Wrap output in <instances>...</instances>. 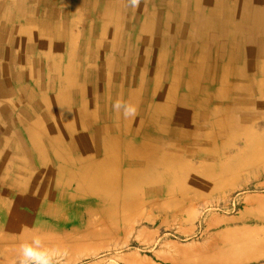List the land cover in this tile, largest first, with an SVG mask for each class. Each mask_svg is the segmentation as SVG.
Wrapping results in <instances>:
<instances>
[{
  "label": "rangeland",
  "instance_id": "rangeland-1",
  "mask_svg": "<svg viewBox=\"0 0 264 264\" xmlns=\"http://www.w3.org/2000/svg\"><path fill=\"white\" fill-rule=\"evenodd\" d=\"M218 1L238 11L251 6L250 0ZM18 2L0 0V74L12 73L7 67L15 52L29 50L14 45L15 30L30 25L25 18L35 9L29 6L23 15ZM197 2L206 9V0H113L108 19L68 15L78 19V30L88 34L94 28V40L101 41L88 49V60L78 70L85 77L60 93L58 74L45 63L44 76L37 79L38 94L24 97L21 104L17 93L0 94V127L14 120V111L20 115L23 105L40 106L33 118L49 112L60 117L63 129L73 128L74 136H63L69 144L77 138L93 142L98 151L110 144L91 179L75 171L60 177L59 190H53L57 202L45 209L48 215L35 220L24 209L27 219L18 222L9 214L2 223L0 214V264H20L19 246L34 235L59 253L54 264H264V108L257 102L236 104L246 100L236 94L250 92L257 82L229 68L238 63L247 70L264 57V34L252 38L243 25L229 21L225 7L199 17ZM221 11L228 18L224 30L214 28L221 25ZM18 15L20 24L15 22ZM35 19L48 22L44 13ZM189 20V34L183 35L177 25ZM173 33L182 45L169 48L188 55L192 49L199 63H184L164 49L166 39L177 43ZM149 55L153 62L145 61ZM231 80L245 86H231ZM62 84L66 89L72 81L64 78ZM28 86V81L22 83ZM197 94L214 96L196 128L192 114ZM117 103L134 106L135 115L125 117L123 107L114 108ZM183 114H188L187 122L179 127L176 119ZM208 121L219 123L222 133ZM9 134L0 132V159L14 158L16 139L17 158H30L36 165L43 156L56 167L43 143L32 150L24 130ZM73 161L68 168L74 167ZM37 171L31 175L34 181L54 183L57 178ZM23 177L0 174L8 201L17 197L11 185L14 190L13 182ZM2 190L0 186V194Z\"/></svg>",
  "mask_w": 264,
  "mask_h": 264
},
{
  "label": "crops",
  "instance_id": "crops-1",
  "mask_svg": "<svg viewBox=\"0 0 264 264\" xmlns=\"http://www.w3.org/2000/svg\"><path fill=\"white\" fill-rule=\"evenodd\" d=\"M208 1L209 0H206V9L204 10H202L199 2L195 3L196 6L199 4V17L204 15V12L209 9ZM249 2L251 7L256 5V0H250ZM112 4L113 0H19L18 6L21 8L23 15H26V9H30V7L35 9L33 12L32 9L30 10L31 15H29V19L25 18V20L30 25L24 28L19 27L15 30L16 39L14 41V45L21 48L22 46L25 48L27 46L29 50L21 51L19 54L15 52L13 59H11V65L7 67L8 69H12V73L0 74V85L4 86V88L0 90V94L10 95L17 93L20 99L18 104H21L20 101L25 102L23 101L24 97H29L30 99L34 95L38 94L37 79L44 76L45 72L42 70L45 68V63L48 64V69L51 72L58 74V78L60 79V93H66L69 89L74 87L76 85V78L79 76L83 78L85 77V75H78L77 73L79 69L83 68V62L88 60L86 55L88 49L95 45H100L101 41L94 40V28H90V32L88 34L85 32V30H78V26L76 25L78 19H69L68 15L97 14L106 16L108 19L110 14L113 13L111 10ZM40 8H42V10L39 11ZM40 13H44L45 17L48 19L47 23H41L38 21V19H35L38 14L40 15ZM56 14H63L65 18L61 17L60 19H56ZM22 19V16L18 15L15 18V22L20 24L23 21ZM236 19L238 20V17ZM227 23L228 18L226 14L222 12L221 25H223V28H225L224 26H227ZM34 24H38V26L36 27ZM146 25L147 26H145V28L149 27L148 24ZM177 27L183 28V35L189 34L188 29L190 27V20L186 25L181 23L178 24ZM173 28L175 30L176 24H174ZM184 30H186L187 33H185ZM174 36L178 39L177 43L174 42L173 38L170 42L168 39H166L165 42L167 46L164 49L172 52L176 58H181L184 60V63H199L197 58H195L193 55L194 52L192 49H190L191 53L188 55L189 53L184 49H181L179 53H174L173 50L169 48V45L171 44L180 46L182 45V40L178 36ZM78 47H81L82 50L79 51ZM84 48L87 49L85 50ZM92 55L91 49L90 56L93 57ZM83 56L85 59L78 58ZM149 56L150 57H147L145 61L153 62V56ZM223 65L224 63L221 64L220 62V66ZM184 68L186 69V67ZM229 68L232 70V73L242 71L250 75V77H255L257 82L251 87L250 92H240L236 94L237 96L240 95L246 97V100L240 99V101H237L236 104L243 105L244 103H247V105H250L257 102L263 106L262 108H264V82L261 80H264V78H262L260 74L261 71L264 73V57L258 58L257 62L254 63L253 66H250L247 70L243 68L242 64L238 63H236L234 66H229ZM253 70L254 72H257L256 75L255 73L253 74ZM64 78L71 79L72 81V85L68 86L66 89L65 86H62V79ZM25 81L29 82V86L26 88L22 87V83ZM16 85H18L17 89H15ZM230 85H236L237 87L245 86L243 82L235 84L233 80H231ZM63 89H65L64 92H62ZM255 95L258 96L256 99L254 98ZM23 106L24 108L21 110V114L17 115V113L14 111L12 115L14 120L11 119L5 121L4 126L0 127V132L10 135L9 133L11 132L20 134L21 130H24L29 136V141L32 145L31 149H41L42 147H40L38 144L43 143L44 149L53 155V160L56 162V165H54L56 167L53 168L51 158H44L43 156L39 158L40 160L38 159L36 164L38 167L30 161V158L27 161L17 158L18 155L16 150L18 149V141L13 139V143H15L14 158L13 156H6L0 159V174H23L25 175V180L23 177L22 181L20 182L14 181V190L13 186L11 185L12 191L17 193L16 199L15 197H12V202L8 201V198L11 197L5 191L6 189L3 184L5 182L2 180L0 181V186L1 188L3 187L2 193L0 194V214H2L4 218L1 220L4 221L2 223L7 222L9 219L7 218L9 214L11 216L13 215L18 222L27 219L29 212H25L24 209L30 210L32 212L33 218L35 217V220L41 215H48V213H45V209L50 206H55L57 202V194L54 195L53 190L54 188L59 190L57 184L60 182L59 173L62 171V169L71 166L68 163L73 159L80 160V163H77V166H80V168L86 167V164L82 163L83 159L92 158L100 161L107 156L104 150L110 145L109 142H106L105 146L98 151L100 147L94 145L93 142L90 144L84 143L77 138H75V140L69 144L65 141L63 136H74V130L71 126H67L66 129H63L60 117L54 118L53 114L49 112L44 115L42 119H39V117L35 119L33 116H35V112L40 109V106ZM50 109H54V107L47 108L48 111ZM66 109H69V107L66 106ZM22 118H28V120ZM47 121L49 124L42 127V124L46 123ZM79 151H83L82 154L76 153ZM94 151H96L97 156H94ZM40 155L43 154L41 153ZM15 160L20 161V163H16ZM37 168L39 170L37 171L39 174L43 172L51 176L56 174L57 178L54 183L53 181H34L31 178V175L34 174L33 169ZM42 168L49 169H45L43 171ZM44 203H46L45 206Z\"/></svg>",
  "mask_w": 264,
  "mask_h": 264
},
{
  "label": "bare ground",
  "instance_id": "bare-ground-1",
  "mask_svg": "<svg viewBox=\"0 0 264 264\" xmlns=\"http://www.w3.org/2000/svg\"><path fill=\"white\" fill-rule=\"evenodd\" d=\"M217 2L215 0L210 1V3H209V10L210 11L217 12L219 8L225 7V9L228 11V14H229V16H228L229 21H232L235 23L238 22L241 25H243V27L247 30V32L250 34V36L252 38H255L258 35V33L264 34V0H256V5L254 7L243 6L241 11H238L235 6L234 7L232 5H226L225 6L223 3L220 4L221 2H219L218 0H217ZM235 17L236 18L238 17V20L235 19ZM214 28L224 30L226 27L223 28V25L219 26V23H217L214 26ZM236 46H237V44H236ZM231 77H232V74H231ZM212 96H214V95L201 96V95L197 94V96L194 97L195 113L192 114L193 115L192 118L194 119L193 123H195V124L197 123V125L195 126L196 128L199 127V121L203 119L204 110H205V108H207V101ZM187 117H188V114H183V116L181 118L176 119V124L179 127H183V125H185L187 122ZM208 124H214V126L218 127V128H220V126H221L219 123H215L212 121H208ZM222 129L223 128H220L221 133L223 131ZM90 159H91V161L84 160V159L82 160V163L86 164L85 168H80V166H77V163H80V160L75 159V161H73L74 167L67 168V169L63 168L62 171L59 173V179H60V177L62 178V176L67 174V172L73 173V171L83 174V176H85L87 179H89L93 173L97 174L96 172H94V170L98 171V169L101 168L103 161H97V160L92 159V158H90ZM170 163L171 162L167 161L168 165H170ZM95 177H92V178H95Z\"/></svg>",
  "mask_w": 264,
  "mask_h": 264
},
{
  "label": "clouds",
  "instance_id": "clouds-1",
  "mask_svg": "<svg viewBox=\"0 0 264 264\" xmlns=\"http://www.w3.org/2000/svg\"><path fill=\"white\" fill-rule=\"evenodd\" d=\"M135 4L136 0H132ZM123 107L125 117L135 115L136 109L131 105L117 103L114 108L119 110ZM20 264H54V258L59 255L57 251L44 246L40 235H34L30 242L21 243L19 246Z\"/></svg>",
  "mask_w": 264,
  "mask_h": 264
}]
</instances>
